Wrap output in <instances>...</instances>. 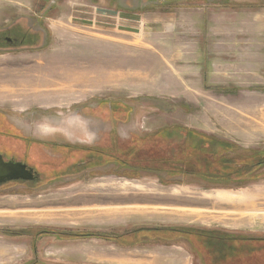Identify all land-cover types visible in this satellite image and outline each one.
Returning <instances> with one entry per match:
<instances>
[{"label":"rangeland","instance_id":"1","mask_svg":"<svg viewBox=\"0 0 264 264\" xmlns=\"http://www.w3.org/2000/svg\"><path fill=\"white\" fill-rule=\"evenodd\" d=\"M103 9L176 13V26L153 32L144 21L123 32L100 23ZM260 41L264 0H0V147L11 135L45 143L26 153L43 172L29 186L51 184L0 190V264H264L259 241L220 258L210 244L217 234L264 239V167L227 182L217 161L237 170L263 157ZM235 75L257 81L224 84ZM112 130L121 140L104 137ZM166 130L180 136L165 140ZM134 133L153 137L143 158L121 153ZM94 143L106 156L131 153L124 162L134 167L115 158L82 166L89 160L74 145ZM76 165L102 169L66 173Z\"/></svg>","mask_w":264,"mask_h":264},{"label":"flooded vegetation","instance_id":"2","mask_svg":"<svg viewBox=\"0 0 264 264\" xmlns=\"http://www.w3.org/2000/svg\"><path fill=\"white\" fill-rule=\"evenodd\" d=\"M11 42L15 43L13 41H11ZM114 111H115L114 115L112 114L111 116L115 117L116 114L120 115V113H121L120 112L121 109H114ZM112 122H114V121H112ZM132 135L134 138H143V137H141V134H138V133H134ZM104 137L108 138V140L112 139L111 140L112 142H116V140H121V136H119L117 134V132L113 131V130H112V132L106 133ZM130 138H131V136H130ZM5 139H8V140L12 141L13 143H19L20 146L16 147V146H14L15 144H13V143L8 144V145L7 144L2 145L0 147V156L3 158V160L5 162L14 161L17 163H22V164L27 165L30 169H33L38 174V178H35L33 180H18V181L7 182V183L0 185V190L15 191L17 188L23 187L26 190L31 191L33 189H38V188H42L44 186L51 185L49 183H47V184L45 183L42 185H37L35 187L29 186V184L38 183L42 179L41 176H43V174H42L43 172H42V170H40V165H39L40 163L36 162L35 160L30 159L31 157H28L26 155V153L27 152L29 153L30 149L39 148V145H41V146H47V145L45 143H41L40 141L33 140L32 138H26L25 136L17 137L15 135H11V136H6ZM128 141H130V140H128ZM125 142H127V141H125ZM96 144H98V143H94L93 146L90 147V149L85 148L84 146L81 147L80 145H74L76 147H73V148H75L77 151L85 152L84 155H82V157H80V159L82 158L85 160H89V163L83 162L82 166H86L89 164L92 165L97 159L102 160V158H109V159L116 158L115 156H112L110 154L108 156H106L105 154H101L100 151H98L99 149L93 148V147L97 146ZM22 146H23V149L25 150L24 154H22L19 151L20 147H22ZM82 148H85V149H82ZM80 166L76 165V167L70 168L66 173L70 174V175L79 176V175H84V174H87L90 172H100L102 169V167H100V168H94V169H87L86 170V167L82 168ZM117 168L120 169V167H117ZM74 185L75 184H72V185L68 184L65 187L68 188V187H72ZM69 234L71 235V233H61L60 232L58 236L61 238V237H66V235H67V237H68ZM17 238H14V239H17ZM247 241H248V237L247 238H245V237L241 238V237H235L234 235H232V237H225V236H221V235L217 234L216 236H211L210 244L212 245L211 247L215 251L214 254L220 255V252L224 251V249H222V248H224V245L226 244V242H228V243L229 242H236V243H241L243 245ZM33 264H37V263H33Z\"/></svg>","mask_w":264,"mask_h":264},{"label":"crops","instance_id":"3","mask_svg":"<svg viewBox=\"0 0 264 264\" xmlns=\"http://www.w3.org/2000/svg\"><path fill=\"white\" fill-rule=\"evenodd\" d=\"M181 10H184V9H181ZM243 10H248V9H243ZM199 12H196V10L187 11V13L189 14H196ZM86 13L90 15L94 14L93 12L90 13V11ZM97 13L98 14L96 15V17L100 21L101 24H104V25H109V24L114 25L115 24L114 25L115 28L117 27L116 29L123 31V32L132 31L135 29L137 25L145 21V23L147 24L146 30H149V31L151 30L153 32L161 30L163 33H169L171 32L169 28H171L172 26L174 28V26H176L175 23L177 19L176 13L174 16H171L172 14H169L170 16H165V15L160 16L159 13H156L153 15L152 14L147 15L145 19H143V17L140 14L138 15V14L131 13V12H117L116 10H112V9H103V10L98 11ZM161 14H164V13H161ZM84 19L85 17L81 20H84ZM174 30L175 29H173V31ZM231 43L234 45L240 44L239 42H231ZM251 43H256V42H251ZM258 44H259L258 48L260 50L264 49V41H260ZM182 47H186V46H182ZM232 47H237V46H232ZM259 60L264 62V55L262 58L259 57ZM222 80L224 81V84L232 83L235 86L243 87V88L249 87L253 85L254 82L257 81L256 79H252L244 75L230 76ZM258 81H259V84H262L264 86V77H260ZM243 93H244L243 91H239V90L237 92V94H243ZM207 199L210 201L218 200L224 204H234L237 201L236 198L232 197L231 195H222V194H211L207 196ZM100 209H101L100 207H97V210H100Z\"/></svg>","mask_w":264,"mask_h":264},{"label":"trees","instance_id":"4","mask_svg":"<svg viewBox=\"0 0 264 264\" xmlns=\"http://www.w3.org/2000/svg\"><path fill=\"white\" fill-rule=\"evenodd\" d=\"M162 138L165 139V140H168V138H175V137H179L180 135H177V134H171L170 130H166L162 133ZM191 138L193 139L194 137H198L197 135L191 133ZM153 138L152 136L151 137H146V138H134L132 139L131 141L129 142H126L125 144L122 143V147L121 148V153H124L130 149H135L137 152H138V155H140V157H137L136 159H139V158H143L144 157V150H141V149H144V146H142V142L145 143L146 140H149ZM199 138V137H198ZM202 138H199V141H201ZM194 140V139H193ZM205 143H208L206 141V139L203 138V141L201 142V145H204ZM195 144V143H194ZM223 144H214L212 146H209L214 152L216 151L217 147L220 148ZM229 146V145H227ZM204 150V154H210L212 151H209L208 150V147H203L201 148ZM200 150V149H198ZM131 153L129 154H121L120 157H116V161L119 162V164H121L122 166L126 165V166H129L131 168H133L134 166H131L133 165L132 163H125L124 162V159L127 157V156H130ZM220 158V157H219ZM100 161H103V160H100ZM219 162H222L224 165H226V167H222L221 170L219 171L218 173V179H222V180H227V182L229 181H233V180H236L237 179V176H239L242 172H245L246 175H248L249 173H251L253 170H256L258 168H263L264 167V153H263V157H261L259 160H257L256 162L252 163V164H248V163H245L242 167V169H237L235 170L234 169V166L233 168H229L231 167V165H233V161L230 160L229 158H220L219 160H217ZM103 162H107V161H103ZM191 163H193V161H190ZM131 164V165H129ZM229 166V167H228ZM169 173H176V172H169ZM244 173V174H245ZM185 174L186 175H192L191 174V169L190 167L189 168H185ZM198 174H201V172L199 171ZM243 174V175H244ZM217 176V174L215 173H209L207 176L210 177V179H212L213 183H219L217 180H215V177ZM239 184V182H236ZM50 232V231H49ZM72 238H82V237H86L88 236V238H98V239H101V238H109L108 235H105V234H100V233H90L88 234L87 236L86 235H74L72 234ZM259 241L257 243V245L259 246L260 244H264V239L263 238H254V239H249L248 238V241L246 243H244L243 245L241 243H236V242H226V244L224 245V248L226 249V251H229V250H235V249H242V248H248L249 249V245H250V241ZM221 254V252H220ZM220 258L221 255H216ZM219 258H216V259H219Z\"/></svg>","mask_w":264,"mask_h":264},{"label":"water","instance_id":"5","mask_svg":"<svg viewBox=\"0 0 264 264\" xmlns=\"http://www.w3.org/2000/svg\"><path fill=\"white\" fill-rule=\"evenodd\" d=\"M35 178H38V174L27 165L14 161L5 162L0 156V185L7 182L33 180Z\"/></svg>","mask_w":264,"mask_h":264},{"label":"bare ground","instance_id":"6","mask_svg":"<svg viewBox=\"0 0 264 264\" xmlns=\"http://www.w3.org/2000/svg\"><path fill=\"white\" fill-rule=\"evenodd\" d=\"M4 84V83H3ZM9 86H10V84H9ZM34 86V85H33ZM50 87V86H49ZM13 88H14V86H13ZM44 88V87H43ZM6 89H8V87L6 88ZM22 89V88H21ZM21 89H19V90H21ZM40 89V88H39ZM16 90V89H15ZM18 90V91H19ZM43 90V89H42ZM10 91V90H9ZM40 91V90H39ZM7 92V91H6ZM11 92V91H10ZM50 92V91H49ZM1 94V93H0ZM7 95V94H6ZM11 96V95H10ZM24 96V95H23ZM26 96V95H25Z\"/></svg>","mask_w":264,"mask_h":264}]
</instances>
